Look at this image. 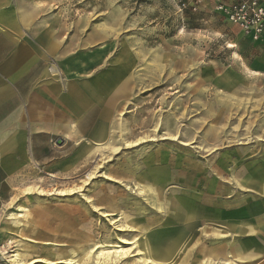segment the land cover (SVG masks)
I'll return each instance as SVG.
<instances>
[{
	"label": "rangeland",
	"instance_id": "374dc122",
	"mask_svg": "<svg viewBox=\"0 0 264 264\" xmlns=\"http://www.w3.org/2000/svg\"><path fill=\"white\" fill-rule=\"evenodd\" d=\"M43 3L53 7L59 52L51 64L65 84L82 83L83 70L91 80L118 71L128 94L110 119L108 142L92 137L101 114L79 139L57 128L71 112L62 98L37 102L47 134L17 125L27 136L19 147L25 172L11 163L0 173V264H232L217 251L221 224L202 218L188 228L173 198L198 187L202 204L227 200L206 192L227 193V166L264 144V77L249 68L254 44L206 3L196 10L190 0ZM95 109L102 110L93 105L84 117ZM67 137L76 146L68 155ZM158 240L172 241L166 262L148 255Z\"/></svg>",
	"mask_w": 264,
	"mask_h": 264
},
{
	"label": "crops",
	"instance_id": "0c3cea01",
	"mask_svg": "<svg viewBox=\"0 0 264 264\" xmlns=\"http://www.w3.org/2000/svg\"><path fill=\"white\" fill-rule=\"evenodd\" d=\"M52 8L51 4L43 3V0H0V173H9L11 163L13 172H25L22 171L25 169V157L19 147L21 143H26L27 136L21 128L18 130L17 125L34 124L37 135L47 134V122L41 115L38 116L37 102L46 100L51 103L62 98L65 103H71V112L64 110L66 120H60L65 125L57 128L64 129L73 139L81 138L92 120L101 114L92 137L96 142H106L112 127L110 119L119 112L123 99L128 94L127 86L121 83L123 75L118 71L112 75L100 74L91 80L88 78L89 73L83 70L82 83L67 80L68 83L65 84L59 69L51 64L59 52L58 38L51 25ZM45 10L47 15H44ZM253 44L249 68L252 73L264 77V35L260 42ZM115 74L118 75L119 82L115 79L107 80ZM56 82L61 83V86ZM93 105H100L102 110L95 109L89 112V117H84ZM69 115L73 117L72 123ZM56 119L58 118L54 119L51 115L49 122L54 123ZM68 139L69 137L67 142ZM67 146H71L67 155L73 152L70 149L76 148L71 142ZM87 148L81 150L83 155ZM262 152L264 144H260L258 150L245 154L242 165H233L232 168L227 166L228 175L230 174L226 179L227 193L214 188L206 192L211 199L226 195L227 200H220L221 203L210 200L204 202L206 205L202 204L194 196L199 191L198 187L189 188V191L182 187L180 194L173 200L180 221L190 222L188 228L198 227L192 222L202 218L221 224L216 247L217 251L225 254L226 263L264 264ZM29 155L30 160L37 163L32 150H29ZM60 155L63 159L66 154H55L54 157L60 160ZM24 178L21 175L17 182ZM251 191L258 197H263V200L258 198L253 202L257 197L249 195ZM232 204L239 205V209L232 210ZM234 242L237 243L233 245ZM214 250L215 246H212V255Z\"/></svg>",
	"mask_w": 264,
	"mask_h": 264
},
{
	"label": "built area",
	"instance_id": "2783aa9c",
	"mask_svg": "<svg viewBox=\"0 0 264 264\" xmlns=\"http://www.w3.org/2000/svg\"><path fill=\"white\" fill-rule=\"evenodd\" d=\"M196 10L206 3L222 20L236 26L243 38L258 43L264 35V0H190ZM211 3V4H210Z\"/></svg>",
	"mask_w": 264,
	"mask_h": 264
},
{
	"label": "bare ground",
	"instance_id": "6f19581e",
	"mask_svg": "<svg viewBox=\"0 0 264 264\" xmlns=\"http://www.w3.org/2000/svg\"><path fill=\"white\" fill-rule=\"evenodd\" d=\"M232 46V45H231ZM118 92V91H117ZM113 99H115V98H113ZM176 136H173L172 138H175ZM190 165V164H189ZM191 170V169H190ZM187 171H189V170H187ZM157 180H159V179H157ZM156 185L158 186V185H160V184H157L156 183ZM32 191V189L30 188V189H28L27 190V192H31ZM173 200H174V198H173ZM179 203V202H178ZM183 203H185V201H183ZM69 219V218H68ZM19 240V239H18ZM162 241V244L163 245H159L160 244V242ZM161 241H159L158 240V246H155V247H151V248H149V251H148V255H150V256H154L155 258H157L158 260H161V261H164V262H166V260H169L170 259V257H171V252L173 251V244H171L170 242H172V241H168V242H164L163 240H161ZM153 245H155V244H153ZM88 253V252H87ZM19 263V262H18ZM64 264H72V260H68V261H66ZM73 264H75V263H73ZM159 264H161V263H159Z\"/></svg>",
	"mask_w": 264,
	"mask_h": 264
}]
</instances>
